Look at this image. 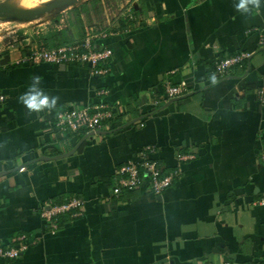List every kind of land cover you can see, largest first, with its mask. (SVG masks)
I'll return each instance as SVG.
<instances>
[{
	"label": "crops",
	"instance_id": "obj_1",
	"mask_svg": "<svg viewBox=\"0 0 264 264\" xmlns=\"http://www.w3.org/2000/svg\"><path fill=\"white\" fill-rule=\"evenodd\" d=\"M98 1L29 47L0 53V245L33 239L0 264H264V207L256 205L264 195V5L241 14L235 0H126L128 24L109 19L107 7L97 20ZM89 27L107 34L97 42L112 51L99 66L105 74L89 64H17L30 48L56 47L61 30L58 46ZM239 52L251 53L244 68L216 77L213 63ZM33 76L59 97L54 110L29 113L19 103ZM166 86L186 92L168 100ZM85 105L107 106L112 117L97 132L54 131L59 111ZM146 146L163 173L178 177L160 196L142 187L111 197L115 171ZM70 198L84 208L59 216L52 235L41 210Z\"/></svg>",
	"mask_w": 264,
	"mask_h": 264
},
{
	"label": "built area",
	"instance_id": "obj_2",
	"mask_svg": "<svg viewBox=\"0 0 264 264\" xmlns=\"http://www.w3.org/2000/svg\"><path fill=\"white\" fill-rule=\"evenodd\" d=\"M128 24L134 21V13L126 10L122 15ZM106 32L98 31L93 27L86 28L81 40H74L62 46L53 48L29 49L17 64L32 66L44 63L52 66L89 64L93 74L103 75L107 72L105 67L111 56L112 51L102 47L99 40L106 37ZM260 48L264 47V40L259 42ZM251 53L239 52L229 57L218 59L213 63V70L216 77H225L234 69L244 68L245 63L250 59ZM186 92L183 86H166L164 97L168 100H175ZM5 102V96L0 95V105ZM112 117L111 108L103 105L74 106L59 111L53 123L56 133H75V132H97L101 129L102 121ZM155 149L151 146L143 148L138 161H126L115 171L114 183L111 187V197L117 199L124 192L132 191L144 187L152 195L160 196L166 191L173 181L178 177V171L163 173V169L158 165L154 158ZM264 207V195L256 203ZM84 208V202L80 199L70 198L62 204L48 205L41 210V218L48 225L50 233L53 235L59 230L58 218L64 214L78 216ZM74 211V212H72ZM33 239L27 235H20L14 238L7 246L0 245V262L13 261L25 253ZM223 264H259L256 262L230 263Z\"/></svg>",
	"mask_w": 264,
	"mask_h": 264
},
{
	"label": "rangeland",
	"instance_id": "obj_3",
	"mask_svg": "<svg viewBox=\"0 0 264 264\" xmlns=\"http://www.w3.org/2000/svg\"><path fill=\"white\" fill-rule=\"evenodd\" d=\"M64 1V0H63ZM70 4L61 6L47 12L46 9L36 12L41 8L43 0H29L28 2L17 3L14 5L5 4L4 0H0V8L3 12L0 15V53L13 50L16 47H29L30 41L33 39L37 42L41 32L55 28L57 23L63 25L68 19L75 21L71 13L79 9L86 8V4L94 0H65ZM131 2L126 0H103L96 3V19L102 17V10L107 7V16L109 19L122 18L123 13L128 9H132ZM81 20L84 25L91 22L88 13L85 12ZM111 15V17H110ZM69 18H66V17ZM64 17L66 19H64ZM34 42V41H32ZM31 49V48H30Z\"/></svg>",
	"mask_w": 264,
	"mask_h": 264
},
{
	"label": "clouds",
	"instance_id": "obj_4",
	"mask_svg": "<svg viewBox=\"0 0 264 264\" xmlns=\"http://www.w3.org/2000/svg\"><path fill=\"white\" fill-rule=\"evenodd\" d=\"M23 5L24 0H21ZM264 5V0H235L234 8L241 14H250L253 10H258ZM215 77L212 81L215 82ZM42 79L40 76L31 77V83L23 94L19 96V103L22 104L29 113H41L52 111L58 104L59 97L50 96L41 87Z\"/></svg>",
	"mask_w": 264,
	"mask_h": 264
},
{
	"label": "bare ground",
	"instance_id": "obj_5",
	"mask_svg": "<svg viewBox=\"0 0 264 264\" xmlns=\"http://www.w3.org/2000/svg\"><path fill=\"white\" fill-rule=\"evenodd\" d=\"M26 1L28 2L29 0H24V2H26ZM60 1H63V0H43L41 8L37 9L36 12L41 11V9L45 10L46 8H48V6L51 3L60 2ZM4 3L7 4V5L8 4L14 5V4H17V3H21V0H4Z\"/></svg>",
	"mask_w": 264,
	"mask_h": 264
},
{
	"label": "trees",
	"instance_id": "obj_6",
	"mask_svg": "<svg viewBox=\"0 0 264 264\" xmlns=\"http://www.w3.org/2000/svg\"><path fill=\"white\" fill-rule=\"evenodd\" d=\"M65 35V31L64 30H61L60 32H58L56 35H55V41L58 45L60 44H63L66 40L63 39V36ZM42 46H44L45 44L41 43ZM58 45H55L56 47ZM48 47H52L53 46V42H52V39L50 40V43L47 45ZM46 46V47H47ZM45 47V46H44ZM54 47V46H53Z\"/></svg>",
	"mask_w": 264,
	"mask_h": 264
},
{
	"label": "water",
	"instance_id": "obj_7",
	"mask_svg": "<svg viewBox=\"0 0 264 264\" xmlns=\"http://www.w3.org/2000/svg\"><path fill=\"white\" fill-rule=\"evenodd\" d=\"M66 4H70V2L69 1L67 2V1L64 0V1H60V2L51 3L48 6V8L46 9V11L47 12L52 11L54 9L60 8L61 6L66 5ZM2 12H3V10L0 8V15H1ZM261 50H263V49H261Z\"/></svg>",
	"mask_w": 264,
	"mask_h": 264
}]
</instances>
